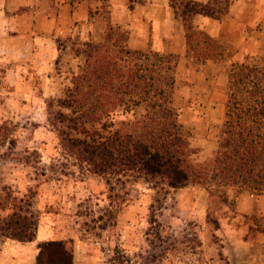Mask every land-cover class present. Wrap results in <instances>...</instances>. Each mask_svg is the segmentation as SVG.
<instances>
[{"label": "rangeland", "instance_id": "374dc122", "mask_svg": "<svg viewBox=\"0 0 264 264\" xmlns=\"http://www.w3.org/2000/svg\"><path fill=\"white\" fill-rule=\"evenodd\" d=\"M46 1L0 0V218L14 207L28 209L35 239L46 229L72 251L73 264H264V190L192 183L153 188L123 176L108 181L67 154L48 118L56 100L71 93L86 95L88 108L101 105L87 43L102 42L107 29L101 39L53 31L51 43H43L40 27L49 16L38 13ZM106 6L103 0L102 21ZM261 7L264 0H228L220 18L193 17L217 42L215 58L198 59L186 45L181 55L143 49L176 55L172 102L197 160L217 146L232 65H264V40L254 41L262 34ZM242 31L252 43H237L235 32ZM113 36L125 44V29ZM85 108L72 115L87 120ZM143 113L142 107H120L111 122ZM5 238L0 233V241Z\"/></svg>", "mask_w": 264, "mask_h": 264}, {"label": "trees", "instance_id": "16d2710c", "mask_svg": "<svg viewBox=\"0 0 264 264\" xmlns=\"http://www.w3.org/2000/svg\"><path fill=\"white\" fill-rule=\"evenodd\" d=\"M168 3L182 21L186 53L201 60L215 58L217 42L192 19L196 15L220 18L227 11L228 0L223 5H218L219 0ZM114 32L119 33L120 28L109 25L102 42L87 43L93 88H99L95 98L101 105L88 108L86 95L71 93L56 100L58 109L48 118L67 154L108 181L123 176L142 179L153 188H181L192 183L263 191L264 65H232L217 146L209 157L197 160L172 102L176 55L131 49L126 43H116ZM85 106L87 120L72 115ZM120 107L123 112L142 107L144 113L111 122ZM24 211L29 212L14 207L0 218V233L21 242L33 241L36 221ZM38 248L34 264H73L72 251L60 239L40 241ZM41 254L44 259L40 262Z\"/></svg>", "mask_w": 264, "mask_h": 264}, {"label": "crops", "instance_id": "0c3cea01", "mask_svg": "<svg viewBox=\"0 0 264 264\" xmlns=\"http://www.w3.org/2000/svg\"><path fill=\"white\" fill-rule=\"evenodd\" d=\"M103 0H48L40 8L39 15L45 12L47 27H40L43 32V43H51L50 35L66 36L74 34L79 37L101 39L107 26L126 30L125 43L131 49L153 48L164 53L183 54L185 40L179 22L174 17L168 0H105L107 20L99 18ZM93 10V15L89 12ZM234 10V9H233ZM261 37L256 43L264 40V8L259 11ZM199 19L209 22L208 17L197 15ZM43 22V23H45ZM48 30V31H47ZM237 33V35H236ZM237 43H252L249 34L235 32ZM235 36V37H236ZM57 239L50 237L46 229L36 234V239L21 242L12 238L0 241V264H34L38 254L39 241ZM61 240V239H60Z\"/></svg>", "mask_w": 264, "mask_h": 264}]
</instances>
